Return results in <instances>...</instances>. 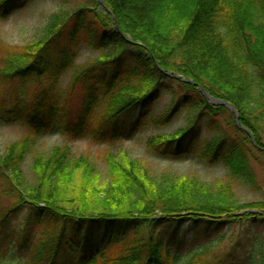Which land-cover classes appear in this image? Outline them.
<instances>
[{
    "label": "trees",
    "instance_id": "trees-1",
    "mask_svg": "<svg viewBox=\"0 0 264 264\" xmlns=\"http://www.w3.org/2000/svg\"><path fill=\"white\" fill-rule=\"evenodd\" d=\"M28 1L0 0V18ZM102 3L88 0L52 13L29 43L0 60V84L20 86L0 91V121L24 122L45 134L55 131L59 118L72 137L118 136L121 116L144 106L136 120L143 126L147 108L167 93L168 106L150 110L146 121L165 126L186 110V125L149 138L147 149L165 158L193 152L220 161L232 179L258 188L255 167L264 174V0ZM80 44L99 54L70 77L69 89L80 93L74 110L61 95L60 79ZM31 82L38 87L28 94ZM198 86L230 103L251 137ZM33 146L26 135L0 156V196L8 199L0 229L10 214L21 215L20 245L34 264H163L175 258L161 227L192 222L208 230L234 220H264V200L239 203L230 182L158 178L137 160L109 154L107 176L99 182L92 158L72 157L59 147L34 156ZM28 154L29 175L23 170ZM217 258L209 243L183 264ZM257 264H264V242Z\"/></svg>",
    "mask_w": 264,
    "mask_h": 264
},
{
    "label": "rangeland",
    "instance_id": "rangeland-1",
    "mask_svg": "<svg viewBox=\"0 0 264 264\" xmlns=\"http://www.w3.org/2000/svg\"><path fill=\"white\" fill-rule=\"evenodd\" d=\"M81 4L88 5V0H30L26 5L12 9L7 16L0 18V60L13 47L29 43L43 28L52 13L61 8L72 11ZM78 48L71 68L60 79L61 95L68 100L74 110L81 103L80 93L78 89L72 91L69 89L70 77L77 67L96 60L99 54L85 44H80ZM99 65L106 67L108 64L100 63ZM37 87L38 82H31V85L27 87L28 94H31ZM16 88H20L16 82L12 86L0 84L2 93L5 90ZM169 102L168 94L163 93L150 108H147L148 113L150 110V114L163 111ZM129 111L118 120V136L99 135L97 139H93L89 134L72 137L68 131H64L59 118L53 123L55 131L45 134L33 132L24 122L0 121V156L13 142L20 141L24 136L29 135L33 138L34 152L32 155L34 156L40 152L46 154L59 147L68 149L72 157L79 158L83 155L92 158L99 174V182L104 181L107 176L108 167H106L105 155L109 154L115 158L126 156L130 160H137L147 165L150 173L158 178L167 176L174 180L197 178L205 184H214L216 180L230 182L239 203L264 200V174L259 167H255L259 186L253 189L239 179H232L220 161L202 159L193 152L180 155L175 159L165 158L147 149L146 141L149 138L159 134H172L177 129L183 128L187 121L188 112L186 110L176 113L172 121L165 126H155L146 121L148 113L144 114V121L147 124L136 125L137 118L145 111L144 106H136ZM32 155L28 154L23 164V170L27 175L31 172ZM7 203L8 199L0 196V211L8 205ZM256 212L252 210L250 213ZM15 214H10L5 229H0V264H34L28 258L24 247L20 245L21 215ZM160 230L167 250L175 258L174 261L163 264H183L192 254L209 243H213V249L221 255V258H217L213 264H257L264 242V220L258 218L213 225L208 230L192 222L180 226L169 224L161 227ZM207 260L211 263L212 257H208Z\"/></svg>",
    "mask_w": 264,
    "mask_h": 264
},
{
    "label": "water",
    "instance_id": "water-1",
    "mask_svg": "<svg viewBox=\"0 0 264 264\" xmlns=\"http://www.w3.org/2000/svg\"><path fill=\"white\" fill-rule=\"evenodd\" d=\"M99 3L103 4L101 0H97ZM168 75V73H165ZM179 77H181L180 75H177ZM190 84L194 85V83L191 81V80H187ZM198 89L199 91L201 92L202 96L205 97V99L213 104V105H222V106H225L229 111L232 112L233 116L235 117V122H236V125L238 126V128H242L246 131V133L251 137V134L250 132L245 128L243 127L242 125L239 124V121H238V117H237V112L235 111L234 107L230 104V103H227L221 99H216L215 97L209 95V93H206L205 90L201 87V86H198ZM252 142H254V138H252ZM245 212L247 213H250L252 212V210H245ZM245 212H241L239 214H242V213H245Z\"/></svg>",
    "mask_w": 264,
    "mask_h": 264
}]
</instances>
